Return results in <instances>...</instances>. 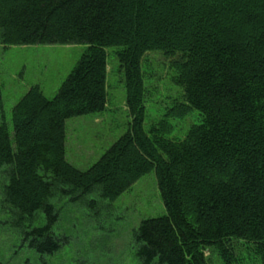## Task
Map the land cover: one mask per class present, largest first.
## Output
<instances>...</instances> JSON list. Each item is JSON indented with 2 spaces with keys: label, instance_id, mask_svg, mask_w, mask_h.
Returning <instances> with one entry per match:
<instances>
[{
  "label": "trees",
  "instance_id": "1",
  "mask_svg": "<svg viewBox=\"0 0 264 264\" xmlns=\"http://www.w3.org/2000/svg\"><path fill=\"white\" fill-rule=\"evenodd\" d=\"M0 44L88 46L53 99L33 86L14 106L13 140L0 84V216L14 258L49 264L68 243L54 232L55 197L76 203L97 191L85 201L97 214L153 171L166 214L134 230L139 264H213L214 253L236 264L233 239L264 256V0H0ZM110 47L131 121L83 171L66 159V122L105 110ZM150 51L174 59L185 103L172 116H202L183 140L163 136L165 121L144 129Z\"/></svg>",
  "mask_w": 264,
  "mask_h": 264
},
{
  "label": "rangeland",
  "instance_id": "2",
  "mask_svg": "<svg viewBox=\"0 0 264 264\" xmlns=\"http://www.w3.org/2000/svg\"><path fill=\"white\" fill-rule=\"evenodd\" d=\"M79 45H26L5 47L0 44V84L5 121L13 140L12 110L33 86H39L48 99H53L60 87L87 51ZM119 48L107 52V105L103 112L71 118L66 122V159L74 167L87 170L129 129L131 121L127 108V89L124 73L116 56ZM174 59L162 51H150L141 63L145 86L146 115L144 129L165 121L166 139L183 140L193 125L200 124L201 114L192 110L186 116H172L179 103H185L183 88L176 85L172 67ZM4 178H0V184ZM5 181L4 184H7ZM2 187V186H1ZM96 191L84 201L71 203L55 197L53 203L60 211L54 232L69 238L59 254L46 258L49 264H139L132 249L133 232L143 220L166 214L157 184L155 171L139 179L130 190L114 201H104L101 210L93 214L85 201L97 200ZM8 218L0 216V264H22L28 257L21 253L14 258V233L8 228ZM236 264H264L263 254L255 245L233 239ZM213 264H222L217 254Z\"/></svg>",
  "mask_w": 264,
  "mask_h": 264
}]
</instances>
